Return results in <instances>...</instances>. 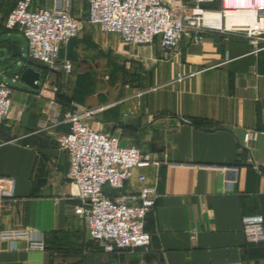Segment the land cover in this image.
Segmentation results:
<instances>
[{"label":"crops","instance_id":"obj_1","mask_svg":"<svg viewBox=\"0 0 264 264\" xmlns=\"http://www.w3.org/2000/svg\"><path fill=\"white\" fill-rule=\"evenodd\" d=\"M16 1L0 0V81L12 88L0 127V176L15 180L14 199L0 202V232L42 233L45 248L0 240V264H264V245L248 244L241 223L243 216L259 215L264 227V50L243 35L207 33L200 43L184 38L176 53L162 54L156 44L132 46L114 34L116 41H109L93 29L61 50L72 72L58 84L51 76L59 89L57 113L70 105L91 111L89 121L120 146L152 158L147 168L132 171L122 190H107L111 198L156 191L144 224L150 244L106 254L74 212L77 191L64 177L69 162L56 142L66 126L38 87L20 79L32 67L40 73L38 85L46 69L26 59L25 38L4 26ZM33 7L51 9L54 0H33ZM87 10L85 0H71L73 17L86 22ZM13 47L20 58H12ZM82 47L90 55H113L107 60L112 80L100 77L94 57L79 62ZM247 131L261 134L244 149Z\"/></svg>","mask_w":264,"mask_h":264},{"label":"built area","instance_id":"obj_2","mask_svg":"<svg viewBox=\"0 0 264 264\" xmlns=\"http://www.w3.org/2000/svg\"><path fill=\"white\" fill-rule=\"evenodd\" d=\"M88 24L101 33L114 34L119 41L132 46L157 45L162 54H174L182 39L200 43L207 33L243 35L256 51L264 50V0H85ZM217 3V8L208 6ZM71 0H54V7L34 8L33 0H17L6 16L4 26L17 29L27 44L26 59L43 65L46 76L38 84L40 96L59 117V89L51 85L71 74L72 64L60 56L66 44L81 31L82 21L69 10ZM229 13H251L250 24H231ZM14 79L19 76L15 75ZM180 80V76H178ZM12 88L0 81V127L11 108ZM93 112L70 105L60 115L66 132L56 138L59 148L67 154L69 168L65 179L77 191L79 205L75 214L83 220L90 241L106 254L146 249L151 234L145 230V218L153 210L157 193L143 188L117 198L104 194V188L122 190L134 169L147 168L150 154L135 147L120 146L117 138L102 131L99 123L89 121ZM57 123V119H54ZM257 131L243 135L242 148L248 149L256 140ZM255 170L261 169L251 164ZM236 172L237 168H227ZM139 181L144 177L139 176ZM15 180L0 176V202L14 199ZM242 233L248 244L264 245L263 219L246 215L241 219ZM0 240H23L29 249L44 250L42 233L30 230L0 232Z\"/></svg>","mask_w":264,"mask_h":264},{"label":"rangeland","instance_id":"obj_3","mask_svg":"<svg viewBox=\"0 0 264 264\" xmlns=\"http://www.w3.org/2000/svg\"><path fill=\"white\" fill-rule=\"evenodd\" d=\"M89 29H93L95 30L96 33H99V35L103 38H109V41L114 39L116 41V37L114 35H109V34H103V33H100L97 31V29L93 26H91L90 24H88L87 22H82L81 23V31H80V34H83L85 32H87L86 30H89ZM89 48L87 47H82V50H80L79 52L76 53V57L77 59L79 60L80 63H88L87 62V59L92 60V57L95 58V63H94V66L96 68H100V73H101V78L102 77H106V74L108 76V78L105 80L106 81H109V80H112V76H113V71H112V67L111 65H108L107 63V60L110 58H114L113 55L110 53V52H107V53H102V54H92L90 55L88 52ZM95 52V51H94ZM104 57V59H103Z\"/></svg>","mask_w":264,"mask_h":264},{"label":"water","instance_id":"obj_4","mask_svg":"<svg viewBox=\"0 0 264 264\" xmlns=\"http://www.w3.org/2000/svg\"><path fill=\"white\" fill-rule=\"evenodd\" d=\"M20 50L17 47H13V53H12V58H20ZM25 61L23 58H21V62ZM26 64H30L31 62H26ZM20 79L24 81L27 85L37 88L38 81L40 79V73L35 71L32 67L25 68L20 75Z\"/></svg>","mask_w":264,"mask_h":264},{"label":"bare ground","instance_id":"obj_5","mask_svg":"<svg viewBox=\"0 0 264 264\" xmlns=\"http://www.w3.org/2000/svg\"><path fill=\"white\" fill-rule=\"evenodd\" d=\"M253 15L251 13H229L227 18V27L231 24H250L252 22Z\"/></svg>","mask_w":264,"mask_h":264},{"label":"trees","instance_id":"obj_6","mask_svg":"<svg viewBox=\"0 0 264 264\" xmlns=\"http://www.w3.org/2000/svg\"><path fill=\"white\" fill-rule=\"evenodd\" d=\"M217 3H215V4H213V5H210V6H208V7H210V8H217ZM107 190H111V189H109V188H104V194L106 195V196H108V197H110V195L109 194H107ZM111 198V197H110Z\"/></svg>","mask_w":264,"mask_h":264}]
</instances>
